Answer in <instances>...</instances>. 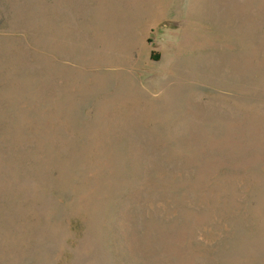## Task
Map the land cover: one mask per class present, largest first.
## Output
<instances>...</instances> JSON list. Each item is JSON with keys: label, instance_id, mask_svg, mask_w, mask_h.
Returning <instances> with one entry per match:
<instances>
[{"label": "rangeland", "instance_id": "374dc122", "mask_svg": "<svg viewBox=\"0 0 264 264\" xmlns=\"http://www.w3.org/2000/svg\"><path fill=\"white\" fill-rule=\"evenodd\" d=\"M0 264H264V0H0Z\"/></svg>", "mask_w": 264, "mask_h": 264}]
</instances>
